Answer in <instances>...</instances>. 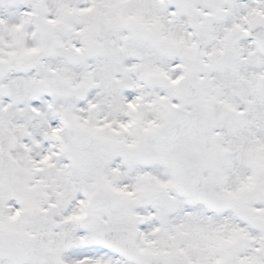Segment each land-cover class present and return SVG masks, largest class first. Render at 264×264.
<instances>
[{"label": "snow or ice", "instance_id": "obj_1", "mask_svg": "<svg viewBox=\"0 0 264 264\" xmlns=\"http://www.w3.org/2000/svg\"><path fill=\"white\" fill-rule=\"evenodd\" d=\"M0 264H264V0H0Z\"/></svg>", "mask_w": 264, "mask_h": 264}]
</instances>
